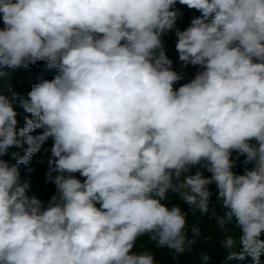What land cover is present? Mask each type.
<instances>
[{"label": "clouds", "instance_id": "9594fccd", "mask_svg": "<svg viewBox=\"0 0 264 264\" xmlns=\"http://www.w3.org/2000/svg\"><path fill=\"white\" fill-rule=\"evenodd\" d=\"M177 3L200 13L183 30ZM0 21V79L57 70L0 91V264H158L137 241L190 252L197 212L239 230L221 264H264V0H0ZM168 35L200 69L178 87ZM49 139L45 205L18 166Z\"/></svg>", "mask_w": 264, "mask_h": 264}, {"label": "trees", "instance_id": "16d2710c", "mask_svg": "<svg viewBox=\"0 0 264 264\" xmlns=\"http://www.w3.org/2000/svg\"><path fill=\"white\" fill-rule=\"evenodd\" d=\"M189 12L191 14H187L185 18L192 15V12ZM186 20L183 22V28H186L191 22V20ZM0 27H3L2 21H0ZM6 71L8 75L0 79V91L8 95L15 92L20 96H26L32 86L39 80L52 79L57 74V70L48 68L46 62H37L34 65H30L28 68L19 67L16 69H6ZM9 89H11V92ZM17 107L19 108V104H17ZM20 111L22 113V109H20ZM51 145L52 140L49 139L41 151L33 156L31 162L27 166H18L21 181H26L30 185L28 195L35 196L45 205L51 196L55 194L54 185L46 180ZM45 149L48 151H45ZM3 159L10 165L16 164V160L11 154L4 156ZM232 159L234 160L233 171L237 174H244L245 170H250L254 167V163H245V157L237 152H233ZM206 175L210 174L206 173ZM209 188L215 193V185H210ZM170 199L173 203H181V206L185 207V211H187V206L183 205L178 197L171 196L170 194ZM211 199L215 201V194ZM188 221L189 225L196 224L201 229V238L197 240L196 245L193 246L190 252L176 256L167 248H156L155 243L148 237H142L137 241L136 250L149 249L153 251L158 264H200L199 254L201 252H207L211 256L212 259L210 264H221L227 255V250L222 246L225 236H238L239 230L236 229L234 225H228V231H221L214 219L208 216H202L199 212L195 215L189 214ZM230 264H237V262H230Z\"/></svg>", "mask_w": 264, "mask_h": 264}, {"label": "rangeland", "instance_id": "374dc122", "mask_svg": "<svg viewBox=\"0 0 264 264\" xmlns=\"http://www.w3.org/2000/svg\"><path fill=\"white\" fill-rule=\"evenodd\" d=\"M176 9L181 13L180 17L177 20V26L183 30V22H185V20H191L194 16H199L200 13L195 11V10H191L188 9L187 6L184 5H180L179 3H177L176 5ZM189 11L192 12V15L190 17H187V14H191ZM186 20V21H187ZM164 42H165V50H166V54L167 56L173 60V67L175 70L177 71H181L185 73V79L181 80L178 84L177 87L179 86V84L185 83L187 82L188 79H190L191 77H193L195 75V73L197 71H199V67L198 66H192V65H188L186 68L182 67L181 62L178 59V53L175 50V43H176V38L172 35H168L166 37H164Z\"/></svg>", "mask_w": 264, "mask_h": 264}]
</instances>
